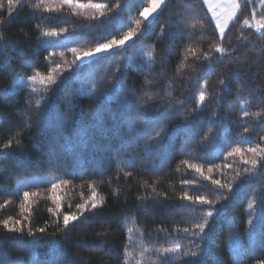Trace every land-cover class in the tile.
Wrapping results in <instances>:
<instances>
[{"label":"trees","instance_id":"1","mask_svg":"<svg viewBox=\"0 0 264 264\" xmlns=\"http://www.w3.org/2000/svg\"><path fill=\"white\" fill-rule=\"evenodd\" d=\"M45 2L54 10L45 11L41 0H23L0 24V60L6 62L0 70V142L12 140L0 151V264H160L158 249L174 244L181 250L169 255L168 264H186L184 253L193 243L182 229L202 222L209 210L214 215L207 236L194 241L200 264L264 258V173L248 177L239 157H227L233 147L246 148L264 136V36L243 24L248 19L253 25L264 6L242 3L223 39L227 52L223 58L212 53L211 68L202 54L220 37L203 0H166L148 31L77 67L67 48L95 47L136 28L146 0H91L112 9L99 20L92 19L99 16L93 9ZM6 14L4 0L0 20ZM162 28L166 39H160ZM61 29L59 36L43 35ZM51 52L56 55L45 59ZM37 72L58 84H32L29 77ZM221 77L226 87L219 85ZM17 79L25 86L18 87ZM244 110L252 115L243 117ZM189 164L231 182L232 191L212 185ZM213 165L220 167L209 174ZM61 180L68 183L53 192L52 184ZM93 191L104 200L100 213L64 229L62 214L78 211ZM185 193L216 203L193 204L180 198ZM54 196L59 217L49 211L56 208ZM6 219L10 226L20 220L23 232L8 233ZM38 227L46 232H35Z\"/></svg>","mask_w":264,"mask_h":264},{"label":"snow or ice","instance_id":"2","mask_svg":"<svg viewBox=\"0 0 264 264\" xmlns=\"http://www.w3.org/2000/svg\"><path fill=\"white\" fill-rule=\"evenodd\" d=\"M248 3H252V0H247ZM7 4V14L5 19L0 20V24L5 23L6 20H10L12 15L19 11L20 6L23 4V0H6ZM41 4H43L45 11H53L54 5L52 3H46L45 0H41ZM60 5H67L73 9L76 8H87V9H93L96 12L99 13V16H94L92 19L99 20L101 17H104L106 15L104 10L112 11V9H109L107 4L102 3H92L91 0L87 4H79L74 2V0H59ZM166 0H146V4L142 6L139 9V17L140 20L136 21L137 27L134 29H129L128 31H124L122 35L119 38L113 37L112 39H108L103 43L96 44L95 47L87 48V49H79L76 47L67 48L66 51L71 52L72 55L75 57L73 60V64L77 67L85 66V62H88L89 64L94 61L96 57L105 58V55L107 53H115L117 49H123L128 43L132 42L133 40L137 39L140 35H142L144 32L148 31L152 24L154 23V17L159 14L160 11L163 10L165 7ZM203 4L207 5L209 11L212 12V19L215 21L216 28L219 31V37H220V43L216 44L214 47L210 48L208 52H205L202 54V59L205 62H208V68H211V61L213 59L212 53H220L221 58H223V54L227 52V49L222 46L223 39L226 35V29L228 28V22L230 20L239 19V16L237 15V10L240 8V5L236 3H232L231 5H225L224 7H230L232 10L230 13H228L225 16L217 15V8L221 7L219 4H213L212 0H203ZM262 6H264V0H261ZM37 8L40 7L38 4L36 6ZM116 9H119L123 7V5H116L114 6ZM4 8V0H0V13H2V10ZM255 11V9H254ZM211 22V21H209ZM243 24L249 28L253 27V25L249 24L248 19H245L243 21ZM142 25V27H141ZM201 26H203V22L201 23ZM64 29H61L59 32L55 30L45 31L43 32V35L46 37H56L63 32ZM255 31L259 33L261 36H264V21L259 22L255 26ZM168 38V33L164 31L162 28L160 39H166ZM244 40H247V36L243 37ZM262 48H264V44L261 45ZM188 52L197 59H200L201 57L197 56V53L193 51L192 49H188ZM63 53H61L62 55ZM55 52L49 53V57H46L45 59H50V57L55 56ZM149 56L152 55V53H148ZM187 59V57H186ZM5 61L0 60V70L3 69L5 65ZM120 69H117V72H119ZM29 80L32 82V84H35L37 81L40 84H45V81H47V87L51 88L54 85L58 84V81L53 78L51 74H49L47 77L42 76L39 72H37L35 75L29 77ZM16 85L18 87H24V82L22 80L17 79L15 81ZM111 84V82H110ZM204 84H207V80H205ZM219 85L226 87V80L225 78L221 77L219 79ZM31 87V90L33 92L36 91L35 87H32V85H28ZM101 92H107L109 91L108 88L101 89ZM29 100L31 97L28 98ZM217 100H220L221 97L219 96V93H217L216 96ZM206 101V92L204 90V85H201V90L199 91V94L197 96V107L201 108L204 105V102ZM41 101H37V107H40ZM98 115V113H97ZM213 115H216L213 113ZM250 114L248 111L244 110L242 112L243 117H249ZM255 115L259 116L260 113H256ZM163 131V130H162ZM162 131L158 132L156 134V141L158 142ZM245 133L249 132V129L245 127L244 129ZM79 135L81 137L82 142L87 143L85 140V131L81 130L79 132ZM260 143H254L246 148L241 147H233L228 153L227 157H239L240 163L244 165V172L248 174V177H255L258 174L264 173V136L260 137ZM11 147V143H7L3 145V149H8ZM226 157V159H227ZM187 164L188 162L185 161ZM190 168H192L196 173H198L200 176H202L205 180H211V184L217 186L220 189L227 188L229 192L232 191V183L229 182L227 184L221 183L219 179H211L210 175H205L203 169L201 166L197 164H189ZM219 165H213L207 169L208 173L213 172V168H219ZM225 168L230 167L229 164L225 163ZM130 175V173H125V176ZM239 176V173H237ZM184 184H192L193 181L189 180H183ZM68 181L61 180L57 183L52 184V190L53 192L55 189L60 187L61 184H67ZM91 187V185H90ZM30 193L25 192L24 198L27 200ZM32 196H35L36 193H31ZM262 197H264V192L261 193ZM182 200H190L193 202V204H209L214 205L216 203L215 200H210L204 195L197 194L194 197L189 196L187 193L183 194L180 197ZM54 201H56V208L53 211L52 209H49L50 212H53V215L60 216V204L58 202V197H53ZM104 204V200L101 197L99 201L97 200V194L95 191H93L92 196L85 201L82 204L77 205L78 211L71 212V213H64L62 214V223L64 229H68L70 226L75 227L76 223L81 222L83 219L87 218V214H91L93 216H96L100 213V210L102 209ZM249 207H252V204H249ZM214 215V212L212 210L206 211L202 214V222H197L191 225V227H185L182 229V231L185 233L186 236H190L192 238L193 248L189 249V251L185 252L184 255L188 258L186 260V264H200L199 261V252L197 251L200 249L199 244H195V240H203L206 238L208 229H209V218ZM59 223V220L57 221ZM251 223V221H249ZM3 227L7 230L8 233H22L24 230V226L21 224L20 220H15L12 225L10 226L9 220L3 221ZM131 231V229H129ZM35 232L37 233H45L46 229L43 227H38L35 229ZM28 235L31 237L34 235L31 228L28 230ZM181 245L180 244H174L170 247H165L162 249H158V252L160 253V256L162 259L160 260V264H168V257L170 254H176L180 252ZM60 254H64L62 251ZM72 264H75V262H72ZM255 264H264V258L257 259L255 261Z\"/></svg>","mask_w":264,"mask_h":264},{"label":"rangeland","instance_id":"3","mask_svg":"<svg viewBox=\"0 0 264 264\" xmlns=\"http://www.w3.org/2000/svg\"><path fill=\"white\" fill-rule=\"evenodd\" d=\"M256 1L258 2L259 1V3L261 4V0H252V3H248L247 2V0H212V2H213V4L215 5V4H219V5H221V7H219V8H217V15H220V16H225L226 17V15L228 14V13H230L231 12V8L230 7H224L225 5H231L232 3H236V4H238V5H240V7H241V5H242V3H244L246 6L248 5V6H252V4L253 3H256ZM262 5V4H261ZM206 6V8H207V10H208V12H209V14H210V17H211V19H212V12L211 11H209V9H208V7H207V5H205ZM240 9V8H239ZM239 9L237 10V13L239 12ZM213 20V19H212ZM233 20H230L229 22H228V27H229V25L231 24V22H232ZM261 21H264V15L262 16H258V17H256L254 20H253V28H255V26L259 23V22H261ZM213 22H214V24H215V21L213 20ZM215 26H216V24H215ZM227 30V29H226ZM225 30V31H226ZM217 31H218V29H217ZM218 33H219V31H218ZM11 143V145H12V140H8V141H4V142H0V151H3V150H7V149H3V145L4 144H7V143Z\"/></svg>","mask_w":264,"mask_h":264}]
</instances>
